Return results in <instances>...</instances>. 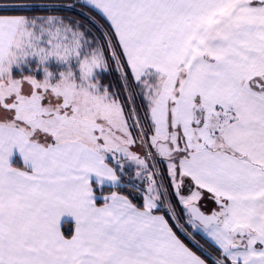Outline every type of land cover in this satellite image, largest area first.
<instances>
[{"label":"snow or ice","instance_id":"snow-or-ice-1","mask_svg":"<svg viewBox=\"0 0 264 264\" xmlns=\"http://www.w3.org/2000/svg\"><path fill=\"white\" fill-rule=\"evenodd\" d=\"M49 7L0 5V264H264V0Z\"/></svg>","mask_w":264,"mask_h":264},{"label":"trees","instance_id":"trees-1","mask_svg":"<svg viewBox=\"0 0 264 264\" xmlns=\"http://www.w3.org/2000/svg\"><path fill=\"white\" fill-rule=\"evenodd\" d=\"M10 3H26V4H41V5H46V6H55V7H49L46 9L42 8L37 11L15 12L11 14L34 15V14L54 13V14L65 16L66 18H70V19H80L85 22H87L88 20L87 8L81 7V4H83L82 0H0V5L10 4ZM67 4H73L75 5V7H72V8L59 7L61 5H67ZM104 82L112 83L115 85V87H120V84L115 79V74L106 75ZM125 191L126 193H128L127 189H125ZM200 239L201 241H204L202 237H200ZM192 246L194 247V250H196L198 253L200 252V249H196L194 244ZM204 252L205 254L208 253L207 247H205Z\"/></svg>","mask_w":264,"mask_h":264},{"label":"rangeland","instance_id":"rangeland-1","mask_svg":"<svg viewBox=\"0 0 264 264\" xmlns=\"http://www.w3.org/2000/svg\"><path fill=\"white\" fill-rule=\"evenodd\" d=\"M202 207L205 211H210L215 205L211 203L207 198L204 199ZM203 238V237H202ZM205 239V238H203Z\"/></svg>","mask_w":264,"mask_h":264},{"label":"crops","instance_id":"crops-1","mask_svg":"<svg viewBox=\"0 0 264 264\" xmlns=\"http://www.w3.org/2000/svg\"><path fill=\"white\" fill-rule=\"evenodd\" d=\"M83 1V0H82ZM0 14H3V13H0ZM48 14H54V13H47V14H42V15H48ZM55 15H59V14H55ZM92 180H93V183H95V179L94 178H92ZM206 198H207V195H206ZM211 203H213L214 204V201H212L211 199H209V198H207Z\"/></svg>","mask_w":264,"mask_h":264}]
</instances>
